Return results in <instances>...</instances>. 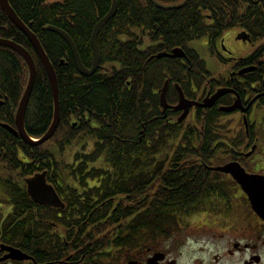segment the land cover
Returning <instances> with one entry per match:
<instances>
[{"label":"flooded vegetation","instance_id":"1","mask_svg":"<svg viewBox=\"0 0 264 264\" xmlns=\"http://www.w3.org/2000/svg\"><path fill=\"white\" fill-rule=\"evenodd\" d=\"M154 2L158 6L143 0L140 7L143 18L148 17L150 7L158 12V36L143 28L135 36L108 37L134 41L140 60V109L134 125L120 136L112 117L88 119L84 115V119L72 107L62 109L64 116L59 115L52 137L43 147L37 146L55 164L43 163L41 171L19 181L31 203L29 209L18 218L11 199H0V264H264V214L256 212L250 201V197L263 201L264 182L249 183L256 180L253 177H264V135L254 122L264 114V0ZM170 15L174 19H164ZM178 24L183 26L181 34L172 39L179 44L170 48L163 27ZM203 26L202 35L194 37V28ZM228 32V41L248 46L231 44L244 50V55L235 56L224 45ZM202 39H206L208 53L225 66L216 76L190 48L192 42ZM100 43V57L117 54ZM175 51L178 56L170 57ZM114 68L115 64L100 58L92 80L103 85ZM54 72L57 79V70ZM220 90L222 95L211 107L199 106ZM180 97L193 106L185 109ZM7 102L8 97L0 95V107ZM29 102L23 121L26 134ZM235 103L232 112H223ZM18 105L10 124H0L16 133ZM214 116L223 130L209 147ZM52 122L53 108L45 133ZM164 129L170 144L166 146L162 145ZM10 135L25 144L19 135ZM27 151L29 155L17 148L24 161L18 166L38 170L33 151ZM115 153L132 156L134 162L126 167L133 177H103L114 168L108 156ZM228 166L247 179L216 170ZM41 174L60 206L38 204L28 195L26 180ZM5 175L0 169V177ZM185 178L189 180L182 182ZM188 182L191 188L199 185V195L186 208L151 211L152 203L169 201L168 194ZM151 216L159 221L148 227Z\"/></svg>","mask_w":264,"mask_h":264},{"label":"trees","instance_id":"2","mask_svg":"<svg viewBox=\"0 0 264 264\" xmlns=\"http://www.w3.org/2000/svg\"><path fill=\"white\" fill-rule=\"evenodd\" d=\"M114 1L116 3V13L110 21L101 27L97 46H100L101 41L104 45L103 49L118 51L115 55L114 53H109L107 55L102 54V57H100L105 62L115 64L117 69L114 68L111 78L106 77L104 84L98 86L99 84L96 85V82L92 80V76L84 77L77 72L67 44L62 38L54 35L46 28L51 26L67 33L77 48L82 65L86 69H90L92 64L90 36L94 26L106 16ZM8 3L18 18L36 36L54 70H57L60 92L59 114L61 118L64 116L62 109L70 107L74 108L75 113H79L84 119V115H88V119L95 117L108 119V117H112V121L116 122L117 130L121 132L119 133L120 136L130 126L134 125L136 120L134 116L137 115L140 109V97L137 86V79L141 76L140 60L134 48V41H127L128 39L124 41L121 38L111 40L108 37L135 36L143 28L150 33L153 31L158 36L159 32H156L155 27V19L158 18L156 16L158 12L154 8L150 7L146 11L148 17L143 18L144 11L140 7L144 6L141 4L143 0H8ZM164 19H174V15ZM182 28L183 26L179 24L163 27L162 34L164 38H168L165 41L170 48L174 47L175 44H179V41L173 39L180 36ZM202 30H206L205 26L199 29L194 28L193 36L199 37L202 35ZM49 38L55 43L56 47L51 48L49 46ZM0 39L10 40L22 46L30 52L33 58L36 78L26 113V132L31 139H39L45 133L48 121L50 122L51 120L53 108V100L46 73L26 37L8 20L1 8ZM110 44H112V48ZM195 60L197 61V59ZM61 63H63L62 66ZM60 72L63 74L62 76ZM27 80L28 69L21 57L11 49L0 46V95L8 97L6 105L0 107V124H10L12 113L17 108ZM121 90L122 93H120ZM104 111L105 113H103ZM84 119L83 124L85 123ZM219 124V120L214 116L211 123L212 136L208 142L209 147L213 145L214 139L212 138L219 137V131L223 130ZM165 134L166 129L163 130V146L170 145L166 142L167 137ZM69 142L66 141V144H69ZM182 145L181 143L179 146ZM187 146H189V143ZM19 147L24 149L27 155H29L27 150L33 151L32 161L36 162V165H40L38 170L36 167L32 168V170L31 167L23 170L24 168L18 166L19 163L24 162L17 155V148ZM41 147L43 146L39 145V148ZM2 148L5 151V155L0 156V165L6 164L7 167L0 166V169L6 172L5 176L0 177L1 189L5 196H8L15 205L13 214L20 218L23 215L21 213L27 211L29 209L28 206L31 205L23 183L19 182L20 179L35 171H41L43 163L55 164L56 161L54 162L46 153L43 154L37 146L30 147L19 141V139H13L0 126V150ZM108 157L109 161L114 163V168L112 171L106 172V176L103 177L123 178L134 176L126 167L129 162H134L130 154L115 153ZM86 158L90 159V156ZM90 178L94 177L91 175ZM188 180L189 178H185L182 182H187ZM191 185L190 183L183 186V188L174 189L172 193L168 194L170 196L169 201L152 203L151 211L169 212L183 210L189 205L191 200L196 199L199 195V187L197 188L199 185L193 188H191ZM29 219H26V221H29ZM157 221L159 219L156 216L148 217L146 225L150 227L155 225Z\"/></svg>","mask_w":264,"mask_h":264},{"label":"water","instance_id":"3","mask_svg":"<svg viewBox=\"0 0 264 264\" xmlns=\"http://www.w3.org/2000/svg\"><path fill=\"white\" fill-rule=\"evenodd\" d=\"M150 1L155 6H158L156 4V2H154V0H150ZM183 5L184 4L177 6V7H169V8H165V9H176V8L182 7ZM0 8H1L2 12L5 14V16L8 18V20L26 37L29 44L32 46L33 50L35 51L36 55L38 56L42 66L45 70L48 81L50 83L51 91H52V100H53V122H52L51 127L45 133V135H43L41 137L40 140L32 141L24 131L23 121H24V116H25V111H26V107L28 104V100H29L31 91L33 89L35 78H36L35 64H34L32 57L29 55V53L26 50H24L22 47L16 45L15 43H13L11 41H6L3 39H0V46L9 48L12 51L16 52L25 61L26 65L28 67V72H29L27 85H26V88L23 92L21 100L19 102L18 109L16 112V117H15L18 133L14 132L10 127H8L6 125H3L2 127L7 132H9L10 134H13L14 136L19 135L20 138L27 145L39 146V145H42L43 143H45L46 141H48L52 137V135H53V133H54V131L58 125V122H59V95H58V85H57L56 75H55L54 69H53L52 65L50 64V61L47 58V56H46L42 46L40 45L38 39L36 38V36L33 33L30 32V30L17 17V15L12 10V8L9 6L8 1L7 0H0ZM115 13H116V3L114 1L112 4V7L110 8V10L106 14V16H104L93 28V31L91 34V40H90L91 48H92V66H91V69H89V70L86 69L82 65L80 57L78 55V51H77L76 46H75L74 42L72 41V39L66 33H64L63 31H61L57 28H54V27H48L47 28L48 31L55 32L56 34L59 35V37H61L67 43V45L70 48V51L72 53V57L74 60L76 70L80 75H82L84 77H90L99 68L100 54H99V50L97 47V37H98V34H99L101 27L104 24H106L108 21H110L114 17ZM176 56H178V51L173 52V55H171L170 57H176ZM164 93H165V88L163 89V102H162L163 105L165 104ZM222 93H223V91H221V90L218 91L211 99L206 100L204 102V104L199 105V106L204 107V108L211 107L213 105V103L216 101V99L222 95ZM180 98H182V97H180ZM180 104L185 105V109H187V107L193 106L191 103L188 104V102H186L184 100V98L180 99ZM236 107H237V105L235 103L231 108L222 109V110H223V112L229 113V112H232ZM230 169H231V167L228 166V167L219 168L216 170L222 171V172H230L233 174L234 178H236L238 180L247 179V177H244L242 175L241 171L239 172L238 170H235L233 172ZM253 178L256 179L257 181L251 180L249 183H251V184L259 183V185H261L262 184L261 181L264 182V177H253ZM26 185H27L28 195L36 203L53 205V206H60V204H59L60 202L58 203V199L55 196L53 190L50 187L45 186L43 174L37 175L30 180H26ZM250 201H251L253 209L256 212H258L260 214L261 213L264 214V194H263V201L262 202L255 200L251 197H250ZM261 216H264V215H261Z\"/></svg>","mask_w":264,"mask_h":264},{"label":"rangeland","instance_id":"4","mask_svg":"<svg viewBox=\"0 0 264 264\" xmlns=\"http://www.w3.org/2000/svg\"><path fill=\"white\" fill-rule=\"evenodd\" d=\"M231 36V33L228 32L223 38L225 40L224 45H226V47L232 51V53L235 56H240V55H244L246 52L242 49H238L237 47H232L231 44L232 43H236L235 40H229ZM239 44L243 47H248L247 45L244 44H240V43H236ZM190 48L194 49L197 51V53L199 54L200 58L202 60L205 61L206 66L208 68V71L213 75L216 76L218 75V73L221 71V69L223 67H225L223 64H221L219 61H217V59H215V57H213L211 54L208 53L207 48H206V39H202L199 41H195L192 42L190 44ZM260 115H262L261 112H258ZM255 128L256 130L264 135V114L260 117L255 119ZM70 158H68L67 160H69ZM0 199H5V195L3 193V191L0 189Z\"/></svg>","mask_w":264,"mask_h":264},{"label":"bare ground","instance_id":"5","mask_svg":"<svg viewBox=\"0 0 264 264\" xmlns=\"http://www.w3.org/2000/svg\"><path fill=\"white\" fill-rule=\"evenodd\" d=\"M5 15V14H4ZM58 29V28H57ZM60 30V29H59ZM62 31V30H61ZM64 32V31H63ZM51 33H53L54 35H57V36H59L58 34H56L55 32H51ZM65 33V32H64ZM67 34V33H66ZM68 35V34H67ZM99 35V34H98ZM69 36V35H68ZM70 37V36H69ZM61 38V37H60ZM97 39H98V37H97ZM64 41V40H63ZM65 42V41H64ZM66 43V42H65ZM48 44H49V46L51 47V48H54V47H56V45H55V43L52 41V40H50V38L48 39ZM59 49H60V47H59ZM71 55H72V53H71ZM73 58V57H72ZM33 59V58H32ZM74 61V60H73ZM25 62V61H24ZM120 93H122V90L120 91Z\"/></svg>","mask_w":264,"mask_h":264}]
</instances>
